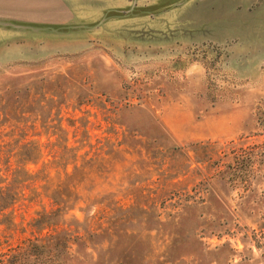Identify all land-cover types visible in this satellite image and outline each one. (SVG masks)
<instances>
[{
    "label": "rangeland",
    "instance_id": "374dc122",
    "mask_svg": "<svg viewBox=\"0 0 264 264\" xmlns=\"http://www.w3.org/2000/svg\"><path fill=\"white\" fill-rule=\"evenodd\" d=\"M66 141L58 264H264V0H0V181L29 142L52 180L0 213V254L70 190Z\"/></svg>",
    "mask_w": 264,
    "mask_h": 264
},
{
    "label": "trees",
    "instance_id": "16d2710c",
    "mask_svg": "<svg viewBox=\"0 0 264 264\" xmlns=\"http://www.w3.org/2000/svg\"><path fill=\"white\" fill-rule=\"evenodd\" d=\"M23 147L29 149L26 154L12 158L7 156L3 159L7 173L11 168V160H14L16 168L9 174V177L0 181V186L2 185V187H0V213L9 208H13L19 195L24 198L25 190L35 187L38 183H45V185H48V183L52 181L48 178L49 174L41 180L36 174L30 175L26 170L27 166H37L42 162L43 170H41L40 173L45 171L44 167H46V164L43 162L44 155L38 143L29 142ZM63 151L64 154L61 155L57 152L53 153L52 165H57L62 169L61 174L56 172L58 177L57 183L61 186L66 184L69 187V185L72 184V177L77 171L76 162L78 156L75 149H68L67 141ZM69 166L72 167L71 174L67 172ZM61 177L63 180H61ZM69 189L71 190L70 194H68L69 190L62 194V197H58L57 199L53 196H46L44 198L49 202L48 209L43 207L41 212L36 213V219H34L35 225L30 227L31 234L38 233V236L14 248L7 245L6 251L0 254V264H58L57 256H54L53 252H56L58 249H60L62 253L70 250L72 239L77 238V233L75 231L76 227H74V229L65 227L62 230V233H64V240L55 244L50 243L52 240L54 241L53 236L41 237L39 234L45 230L57 228V225L50 222L54 217L65 219L70 216L73 222L76 224L78 223L75 217L71 215V213L78 208L79 198L75 195L77 187L76 185H72ZM4 195L6 196L5 200L3 199ZM52 232L55 233V231Z\"/></svg>",
    "mask_w": 264,
    "mask_h": 264
}]
</instances>
